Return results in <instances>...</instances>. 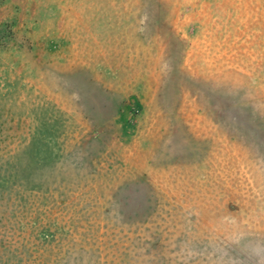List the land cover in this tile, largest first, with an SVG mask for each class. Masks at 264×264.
Instances as JSON below:
<instances>
[{
    "label": "rangeland",
    "instance_id": "1",
    "mask_svg": "<svg viewBox=\"0 0 264 264\" xmlns=\"http://www.w3.org/2000/svg\"><path fill=\"white\" fill-rule=\"evenodd\" d=\"M0 264H264V0H0Z\"/></svg>",
    "mask_w": 264,
    "mask_h": 264
}]
</instances>
